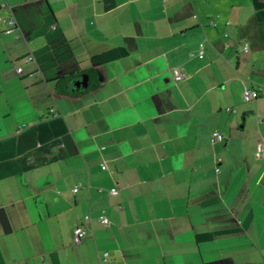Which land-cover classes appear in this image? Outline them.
Masks as SVG:
<instances>
[{"label":"crops","instance_id":"0c3cea01","mask_svg":"<svg viewBox=\"0 0 264 264\" xmlns=\"http://www.w3.org/2000/svg\"><path fill=\"white\" fill-rule=\"evenodd\" d=\"M245 87L264 0H0V264H264Z\"/></svg>","mask_w":264,"mask_h":264},{"label":"built area","instance_id":"2783aa9c","mask_svg":"<svg viewBox=\"0 0 264 264\" xmlns=\"http://www.w3.org/2000/svg\"><path fill=\"white\" fill-rule=\"evenodd\" d=\"M7 23H8V27L5 30L7 33H13L15 31V29L18 27L16 18L13 15L8 17ZM204 53H205V40L201 41L199 44V56L203 57ZM33 58H34V56L32 54H30L27 57V60H31ZM20 70H21V67H18V71H20ZM174 73L177 77H179L181 79H184L186 77L185 70L182 67H176L174 69ZM262 95H264V87L259 88V89L258 88L245 87L243 90V98L245 101H251V100L257 99L258 97H260ZM261 119L264 120V118H261ZM223 138H224V135L219 130H215L212 133V140H214V141L222 140ZM255 156L258 158L264 157V141L261 140L257 143L256 150H255ZM77 189H78V187L74 188V190H77ZM110 192L116 193L117 188L112 187L110 189ZM98 218L105 225H107L109 223V218L107 217V215L104 212H101L99 214ZM90 224H91V216H90V214H86L84 223L76 226L74 229V241L75 242H80L84 238V236L90 230V227H91ZM107 254H108L107 252L104 253V255H107Z\"/></svg>","mask_w":264,"mask_h":264}]
</instances>
